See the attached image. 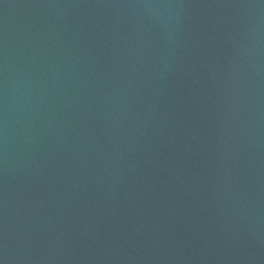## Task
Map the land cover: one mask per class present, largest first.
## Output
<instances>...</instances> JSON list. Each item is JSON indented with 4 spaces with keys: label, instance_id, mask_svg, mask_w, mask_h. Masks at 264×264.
<instances>
[{
    "label": "water",
    "instance_id": "95a60500",
    "mask_svg": "<svg viewBox=\"0 0 264 264\" xmlns=\"http://www.w3.org/2000/svg\"><path fill=\"white\" fill-rule=\"evenodd\" d=\"M0 260L264 264V0H0Z\"/></svg>",
    "mask_w": 264,
    "mask_h": 264
},
{
    "label": "clouds",
    "instance_id": "9594fccd",
    "mask_svg": "<svg viewBox=\"0 0 264 264\" xmlns=\"http://www.w3.org/2000/svg\"><path fill=\"white\" fill-rule=\"evenodd\" d=\"M143 7H146V8L157 7V8L166 9V8H170L172 6L171 5H167V4H158V5L147 4V5H144Z\"/></svg>",
    "mask_w": 264,
    "mask_h": 264
},
{
    "label": "snow or ice",
    "instance_id": "6c2138e0",
    "mask_svg": "<svg viewBox=\"0 0 264 264\" xmlns=\"http://www.w3.org/2000/svg\"><path fill=\"white\" fill-rule=\"evenodd\" d=\"M0 264H3V261L2 260H0Z\"/></svg>",
    "mask_w": 264,
    "mask_h": 264
}]
</instances>
